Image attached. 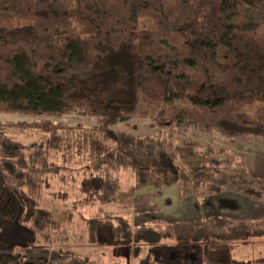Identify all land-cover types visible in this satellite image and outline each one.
Masks as SVG:
<instances>
[{
  "label": "trees",
  "instance_id": "16d2710c",
  "mask_svg": "<svg viewBox=\"0 0 264 264\" xmlns=\"http://www.w3.org/2000/svg\"><path fill=\"white\" fill-rule=\"evenodd\" d=\"M262 28L264 0H0V106L33 118L0 122V264H23L36 234L51 240L48 230L71 222V211L58 221L40 200L55 181L77 184V156L89 161L96 198L135 201L137 214L161 211L151 197L136 196L146 187L160 193L178 186L180 197L200 200L231 191L264 204V178L249 171L244 156L191 139L174 144L164 132L137 138L114 129L134 117L142 98L146 107L160 106L158 120L184 138L192 130L228 145L264 142ZM72 114L96 127L54 120ZM14 130L40 138L25 144ZM114 167L133 171L128 191L119 190ZM240 223V232L229 228ZM199 224L186 230L133 227L121 215L86 219L91 245L116 256L132 249L135 264H177L178 249L191 245L202 252L201 264H214L241 235L252 255L230 261L229 252L228 263L255 264L264 218ZM19 231L32 235L27 244Z\"/></svg>",
  "mask_w": 264,
  "mask_h": 264
},
{
  "label": "rangeland",
  "instance_id": "374dc122",
  "mask_svg": "<svg viewBox=\"0 0 264 264\" xmlns=\"http://www.w3.org/2000/svg\"><path fill=\"white\" fill-rule=\"evenodd\" d=\"M258 37L264 43V28L260 29ZM221 57L227 61L224 58V52H222ZM183 106L184 104H178L179 108ZM160 109L161 107L158 105L146 107L143 99L140 98L134 117L129 122L117 124L114 129L137 138L164 132L165 139L174 142V144L187 139L196 140L224 147L234 154L244 156L245 159L246 142L264 143L260 140L248 141L245 138H238L234 145H228L215 137L192 130L184 138L180 135V130L177 127H167L164 124L168 122L158 120ZM4 110L5 107L0 106V122L33 120V118L26 116L6 114ZM54 120L68 125L83 124L90 128L96 127L93 120L77 114ZM11 134L25 144L40 138V133L35 131L19 132L14 130ZM85 161L82 160V157L77 156L71 165L75 169L74 180L76 185H67L55 181L51 186L42 190L40 200L42 207L50 210L58 221H63V214L68 210L73 213V218L70 223L63 221V227L60 231L48 230L51 240L46 241L40 234H36L34 245L28 250V258L23 264H135L134 259H132V249L117 250L118 256H116L109 246H93L89 243L86 219L91 218L108 217L111 219L114 215H121L126 217L133 227L141 224H153L155 228H169V225L179 224L181 228H187L186 230L192 227L200 228L199 223L203 220L219 216L238 221L264 218V204L254 202L238 193L224 191L221 194L210 196L207 200H200L193 195L180 197L178 186L163 189L160 193L153 187H146L136 194V196H149L154 203L161 206V211L155 214L135 213L133 208L136 202L131 200L119 202L118 199L111 204H104L101 199L94 195L97 181L89 166V161ZM111 173L121 192L128 191L134 186V173L130 168L114 167ZM243 227L246 228V224L240 223L229 228H238L240 232ZM18 233L21 234L19 237L21 243L27 244L32 238V235L27 231H19ZM248 242L244 235L229 239L228 244L223 248L225 252L214 256L211 260L212 263L229 264V259L226 258L229 252L230 261H246L252 255L249 248L246 247ZM255 243L252 247L253 256L256 258L255 264H262L264 262V244ZM91 247H94V252L100 255L91 257L89 254L92 252L89 250ZM192 247L191 245L187 251L179 248L181 254L175 259L177 260L175 262L177 264H201L202 252H199L198 248ZM125 255L127 256L125 257Z\"/></svg>",
  "mask_w": 264,
  "mask_h": 264
},
{
  "label": "crops",
  "instance_id": "0c3cea01",
  "mask_svg": "<svg viewBox=\"0 0 264 264\" xmlns=\"http://www.w3.org/2000/svg\"><path fill=\"white\" fill-rule=\"evenodd\" d=\"M92 121V119L87 118ZM246 161L248 169L251 173L258 177L264 178V143L262 142H246ZM92 252L89 254L91 257L96 256L97 252H94V247L89 248Z\"/></svg>",
  "mask_w": 264,
  "mask_h": 264
}]
</instances>
